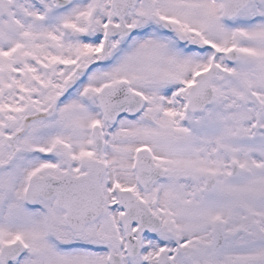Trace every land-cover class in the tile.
<instances>
[{
  "label": "snow or ice",
  "instance_id": "snow-or-ice-1",
  "mask_svg": "<svg viewBox=\"0 0 264 264\" xmlns=\"http://www.w3.org/2000/svg\"><path fill=\"white\" fill-rule=\"evenodd\" d=\"M0 264H264V0H0Z\"/></svg>",
  "mask_w": 264,
  "mask_h": 264
}]
</instances>
